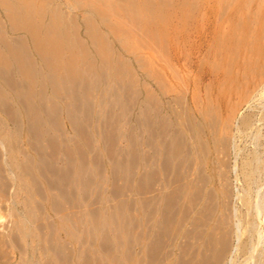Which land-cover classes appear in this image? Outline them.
Returning <instances> with one entry per match:
<instances>
[{"label": "rangeland", "instance_id": "obj_1", "mask_svg": "<svg viewBox=\"0 0 264 264\" xmlns=\"http://www.w3.org/2000/svg\"><path fill=\"white\" fill-rule=\"evenodd\" d=\"M263 47L264 0H0V57L4 56L14 65L15 73L24 77L28 76L23 68L26 61L37 65L53 62L58 74L55 73L59 93L63 95L61 104L66 106L72 99L71 91H77L84 95L89 105L87 122L90 127L86 129L83 138L86 144L83 143L82 147L76 142L79 139L74 129L66 126L68 112H64V125L59 129L58 160L61 168L67 166L70 158L73 159L77 146L90 155L102 157L103 163V174L99 176L96 171L98 175L90 177L92 188L98 190L87 191L84 197L82 193L69 192L71 176L69 183L57 178L60 182L58 193L57 190H48L46 179L51 176H46L48 172L42 174L41 168L49 161L51 151L55 155L56 143L47 141L49 150L43 151L38 147V141H32L37 129H31V132L25 127L4 126L12 116L9 109L15 105L4 103L3 99L7 98L9 102L17 98L18 89L9 88L5 96L1 92L0 139L5 142L6 149L0 146V232L16 233V223L21 219L26 228L39 225V230L36 229L39 238L35 237L32 242L27 237L25 261L20 258L23 250H17L22 247V242L17 240L20 242L16 241L0 254V264H90L85 255L92 247L91 242L95 239L101 241L103 236V233L91 235L87 231L89 224L95 221L90 215L105 220L108 217L100 212L116 211L119 218L116 220L125 219L129 223H138L141 218L148 222L152 217L159 218L155 213L150 217L149 210L144 212L141 207L145 202L151 203L155 194L146 175L150 170L147 161L150 157V131L155 127L156 119L158 126L163 127L165 117H168L167 121L169 116L182 130L194 107L206 111L213 121L220 149L218 168L225 173L223 182L229 190L226 200L231 208L235 203V190L240 187L234 175L227 172L233 167L235 151L239 146L237 153L240 155L253 150L250 147L254 143L259 145L251 131L240 136L237 130L234 133V129L241 114L253 112L258 114L256 117L261 116L256 125L264 133L261 101L253 99L240 111L232 131L236 140L231 138L232 148L227 155L222 146L225 127L221 123L222 118L241 109L249 92L264 77ZM39 71L42 74L40 68ZM154 103L162 109L159 114ZM262 147L256 149L261 151ZM35 150L41 153L40 170L36 168L39 161ZM141 181L145 184L139 186L143 184ZM106 186L107 193L101 190ZM52 200L57 204L54 209ZM236 206L241 208L240 211L244 210ZM121 215L123 217H119ZM229 217L227 215L226 223L221 224L224 229L226 226L230 229L233 224ZM49 223L56 229L54 237L58 240L54 245H64V249L57 250L59 259L58 255L52 257L53 263L48 255L52 254L48 249L52 242L45 240ZM134 223L129 229L130 239L126 236L120 249L122 254L127 253L130 257V247L135 253L139 248L141 250V246L136 245L140 244L136 238L139 228ZM99 245L101 242L95 246L98 250L101 249ZM262 248L264 251V245ZM65 252L66 259L62 260L60 257ZM136 254L141 258L140 251ZM138 257H135L136 264ZM110 259L108 257L103 264H115ZM242 259L243 255L237 257L238 264H245ZM140 262L138 264H149L144 260ZM116 263L122 264L118 260ZM151 263L159 264V261Z\"/></svg>", "mask_w": 264, "mask_h": 264}, {"label": "bare ground", "instance_id": "obj_2", "mask_svg": "<svg viewBox=\"0 0 264 264\" xmlns=\"http://www.w3.org/2000/svg\"><path fill=\"white\" fill-rule=\"evenodd\" d=\"M262 53L264 54V50ZM253 99L260 100L261 107L264 108V77L260 79L255 85V88L251 92H249L248 98L246 99L241 109L238 108L233 113L229 114L227 117L222 118V123H221L225 127L224 130L225 135L222 138L223 139L222 146L223 149L226 150V155L229 154L227 153V151L232 148L230 142H231V138L234 137V133H236V130L237 133H239V135L243 133L248 135L247 133L251 131L252 133H254L253 136L254 139L257 140V143L259 145L261 144L259 146L255 143L254 144L252 143L253 147L250 148L253 150H250L249 152L246 153L244 152L243 154H240V152H242L241 147H243L241 146L240 147L241 151L239 152L240 155H238L237 153L239 150L238 148L239 146L237 147L238 150L235 151V160H233L234 162L233 167H230V169L227 171L228 173L230 174L232 173L234 175V179L236 183L237 184L239 183L240 185V187L235 190L236 191L235 199H234L235 203L233 204V206H231L230 208L228 207L227 204L228 202L226 199L229 197V190L227 189L226 183L223 182V177L225 173H221V171H219L218 168V163H219L218 153L220 152V149L218 147V139L216 137V132L213 131V121L208 118L206 111L194 107L193 112L191 111V115H190L191 118L188 119L186 125L183 126L182 130L180 127L175 125L174 120H171L170 116L167 121L166 118L168 117H165V121H164L165 124L163 127L158 126L157 122L159 121H157L158 119H156L155 127H153L152 130L150 131L151 133V140H150L151 144H150V155H149L150 157L147 158V161L150 162L149 164L150 170L148 172L149 175L146 174L149 177L148 178L149 187L153 188L152 190L155 191V194L153 195L154 198L152 200L150 199L151 203L145 202L146 204L145 205L142 204L141 207H143L142 210L144 212H147V210H149V212L151 213V214L149 213L150 217H152L154 213L159 214L160 217L159 218L152 217L149 222L148 220L142 221L141 218L139 219L138 223H134V222L129 223V221L127 222L125 221V219L124 221L120 219V220H112L110 222L107 221V219L105 220L101 219L103 221V228L105 232L101 237V241H96L95 239L91 242L92 247L91 249L88 250L89 253L87 252L88 254L85 255V257L87 256V259H89L88 261H90V264H103L105 260L108 259V257L111 258L115 264H117L116 263L117 260L118 263L121 262L122 264H136L135 257H138V254L136 253L137 252L139 253V251L141 254V258L139 257L137 258L139 259L137 260L138 263H141L140 260H142L143 263L144 260L149 262L150 264L151 261L155 260L156 263L159 261V264H238L239 261L237 260V257L243 255L242 261H245V264H263L264 251L262 246L264 245V190L261 191V187L262 186L264 187V133H261L259 129V125H256V122L261 120V116L256 117L258 114L254 115L253 112L248 114L246 113L245 115L241 114L240 115L241 118H238L240 120L239 122H237L238 124L236 126V129H234V122L239 116L240 111L245 105L251 103L250 101H252ZM154 107H156V105ZM248 107H250V105H248ZM160 108L161 107H159V109ZM159 109L157 108L158 111H156L158 112V114L159 111L162 110ZM259 111L261 112V110ZM16 116L14 118H16ZM0 121L2 120L0 119ZM13 122L16 121L14 120ZM233 129L235 130L234 133L232 132ZM251 140L253 141V139ZM232 144L233 145L236 144V143L234 144V140ZM254 145L258 147L263 146L262 150L258 151L256 149L258 147H254ZM0 146L6 149V144L1 139H0ZM52 146L54 148V145ZM222 152L224 151L222 150ZM237 155L239 156L238 159H237ZM55 157L56 156L54 155V152L51 151V154L49 155V161H46V163H44L45 165L42 164L43 168H41L42 174L48 172L49 175H46L47 173L45 175L49 177L51 176L50 179H46L48 182L47 187L49 186L50 188L55 187V183L53 182L54 177L56 179L57 177H61L63 180H65V182L68 183L70 182L69 181L71 174L69 173L70 171L69 172L65 171L62 172L61 174L59 173L57 174L58 176L56 175V173L58 172L55 171L56 167L54 168V164L56 163V162L54 163ZM147 161L145 162L147 163ZM145 181H141L143 184L139 186L144 185ZM85 189L87 190V187H85ZM144 189L142 188V190ZM45 194L47 195V193ZM86 194H88V192H86ZM41 196H43V193L40 195V197ZM95 197H97L96 194ZM45 198H49V197H45ZM14 203L17 204L18 202H14ZM62 204L64 203L62 202ZM236 205L243 207L244 210L240 211L241 208L237 207ZM51 206L53 207V209L57 206L54 200H52ZM227 209L229 211V212L227 211L228 214L225 213ZM227 215L230 216L229 219L231 218L233 223V224L231 223L232 226L230 229H228V227L224 225L228 230L224 229V227L221 226V224H223V222L226 221ZM119 217H123V216L121 215ZM31 223L34 225V222ZM133 223L134 225L136 224L135 225L136 228L137 227L139 228L138 230L140 233L137 232L138 236L136 238L138 239V243L140 244L139 245L136 244V245L141 246V250H139L140 249L139 248L138 249L139 251L137 250V252L135 253V251L132 252L130 247V250H128L131 252V257H130L128 256L129 254L127 255V253H125V255L122 254L121 246L123 245V240L126 239L125 237L127 236L128 239L131 236L129 229L130 226H132L131 224ZM16 224H17L15 226L17 227L16 233L13 232L11 233V231L8 230L7 232L4 233L0 232V254H3L5 252L6 247L12 246L13 244L16 243L17 240H20L22 242V247L17 246L18 244L15 246H17L18 248L20 247L19 249H17L19 252L23 250V252H21L22 257L20 256L21 261H23L26 255L25 253V245H27L26 239L27 237H29L31 241L34 242L33 241L34 238L38 237L37 230H39V225L35 224L34 228L33 227L26 228L24 220L21 219L18 220ZM49 225L47 226H49L50 229L48 230V232H46L47 236L45 237L48 238L45 240L47 241L50 240L49 242H52L50 248H48L51 249L52 254H49L48 252L47 253L49 257L51 256L49 259L50 262L53 263L52 257L58 255L57 259H59L58 257L60 255L59 254L60 252H58L57 250L64 249L63 247L64 245L62 246L60 244L54 245V243H56V240H58L55 239L56 237H54L56 229L53 226V224L51 225L49 223ZM134 225L133 228H135ZM133 231L134 230H132V233ZM128 233L130 234L128 235ZM98 242L99 243L101 242V245H99L98 247L100 249L101 246L100 250H98L95 247L96 244H98ZM129 242L127 241L126 244H129ZM31 249L33 251L36 250L34 246H32ZM175 249H177L178 251H176ZM66 253L67 252L64 253L65 255L63 254V257H60L62 260L66 259L65 258L67 256ZM161 253H162V257H161ZM129 257L131 258V261ZM26 258H28V256ZM29 259L32 260V258ZM87 259L85 258V261ZM111 259L110 262H112ZM31 260L28 262H31ZM70 260H66V261L69 262ZM145 263L146 262H144V264Z\"/></svg>", "mask_w": 264, "mask_h": 264}, {"label": "crops", "instance_id": "obj_3", "mask_svg": "<svg viewBox=\"0 0 264 264\" xmlns=\"http://www.w3.org/2000/svg\"><path fill=\"white\" fill-rule=\"evenodd\" d=\"M33 64L34 63L30 61H26L25 64L23 65V68L26 70L28 76L27 77L19 76L15 73L16 71L14 65L12 63H9L4 56L0 57V93L2 92L5 96L9 88L18 89L17 98L15 99L12 98L9 102L7 98L3 99L4 103H10L15 105V107H11L12 109L11 108L9 109V111L12 113L11 114L12 116L11 119L8 120L9 123L5 124L4 126L25 127L30 130L37 129L35 137L34 138L32 137L33 138L32 141L33 142L38 141L39 143H37V145L38 147H41L42 148L41 150L43 151L49 150L46 144L47 141L53 140V142L56 143L57 151L55 153L56 159L54 158V163L56 162L54 164V168L56 167L55 171L58 172L56 173V175L59 173L61 174L62 172H65L66 170L69 169L68 171H70L69 173H71L70 174L71 183L68 184L69 192L76 193L78 195L79 193L84 194L85 192L91 191L92 189L98 190L95 189L94 187L92 188V182H90L91 178L88 177L98 174L99 176H101L103 174L101 170L103 168L102 157H97L96 155H90L88 152L84 151L85 149L83 150L81 148L82 147L81 145L83 143L86 144V141H84L83 138L86 137V133H87L86 129L90 127V124L87 122V118L89 117V113H90V108L89 105H87L84 95H82L77 91H71V96H72L71 101L67 103L66 106H63L61 104V102L63 101L62 100L63 95L59 93V80L57 78L58 74L54 69V63L53 62L50 63L49 61H47L46 63L44 62L41 65H37V64L33 65ZM38 68L41 69L42 74H40ZM65 111L68 112L66 119L67 121L66 126L74 129V131L77 134L76 136L79 139L76 140V142L81 147L79 146L76 147V152L73 157L74 160L70 158V161L68 163L69 165L67 164L66 166L67 169H65L64 167H62L63 168L62 169L60 166V162L58 160L59 159L58 152L60 149L59 129L64 125L63 118ZM15 116L18 120L14 118ZM6 120L7 119H4V121ZM14 120L17 123L13 122ZM79 148L80 150H78ZM35 152L38 156L37 159L39 161V163L36 164V168L38 169L41 161L39 160L41 157V153L38 152L37 150H35ZM80 167L82 168V170ZM96 171L98 174L96 173ZM58 180L59 179L56 180L55 178L54 181L55 187L49 188L48 190L50 191L57 190V192H59L60 182ZM85 187H87V190L85 189ZM101 190H104L107 193L108 188L106 186L105 188H101ZM73 197L75 198V196ZM85 200L87 199H84L83 201ZM79 206H84V204H79ZM113 212L110 213L108 211H105V212H100V214H102V216H107L108 217L107 220L111 221V220H116L118 218L117 216L118 213H116V211ZM115 213L116 216H113ZM90 216L95 221L89 224V226L86 228L87 231H91L92 234L96 232L104 233L105 231L103 228V221L99 220V218H97L94 214Z\"/></svg>", "mask_w": 264, "mask_h": 264}]
</instances>
